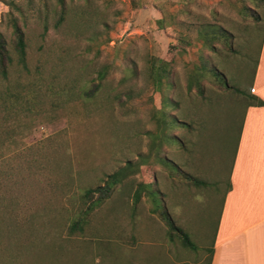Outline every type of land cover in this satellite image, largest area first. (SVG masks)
<instances>
[{"label": "rangeland", "instance_id": "374dc122", "mask_svg": "<svg viewBox=\"0 0 264 264\" xmlns=\"http://www.w3.org/2000/svg\"><path fill=\"white\" fill-rule=\"evenodd\" d=\"M16 1L31 3L33 28L41 9L49 32L42 82L20 87L15 98L0 97V264H197L203 257L206 262L247 103L241 94L249 93L264 39V0H88V6L85 0H63L67 14L59 28L56 0ZM7 11L0 2V19ZM213 28L233 34L232 52L220 42L214 43L215 53L203 48L204 32ZM179 36L189 43L180 44ZM34 39L32 34L31 69L39 56ZM202 54L241 94L206 80L204 98L195 90L189 99L182 95L187 72ZM154 58L173 63L182 108L203 128L171 132L191 141L194 160L176 145L161 146L162 155L188 164L185 170L206 186L170 179L153 157L146 161L161 98L147 78ZM99 82L94 96L85 98L84 91ZM128 166L134 171L88 216L83 235L68 236L84 192ZM142 182L162 192V202L196 250L169 242L146 196L133 207Z\"/></svg>", "mask_w": 264, "mask_h": 264}, {"label": "trees", "instance_id": "16d2710c", "mask_svg": "<svg viewBox=\"0 0 264 264\" xmlns=\"http://www.w3.org/2000/svg\"><path fill=\"white\" fill-rule=\"evenodd\" d=\"M4 4L8 11L1 16L0 19V97L1 99L15 98V91L22 86L34 87L41 83L43 75V52L45 47V41L48 37V24L43 19V13L41 9H37L36 19L40 20V23L36 22V27H32L29 22L31 3L18 2L16 0H0ZM85 5H89V1L85 0ZM58 11L56 12L58 19L54 24L55 28H59L64 22L67 14V10L63 0H56ZM248 12V9H246ZM254 17L255 20H259L258 16L249 14ZM158 26H163L162 21L156 22ZM35 36L38 44L36 52L39 56L36 57L34 68L31 69V35ZM205 43L203 48L209 52H216L214 43L220 42L223 47L229 51H233V34L224 29L213 28V30L204 32ZM203 35V36H204ZM180 44L187 45L188 39L179 36ZM173 63L168 60H162L154 58L147 70V78L149 83L154 87V90L161 95L160 108L153 110V119L156 121V133L151 136L152 144L150 148V154L146 157V161H149L153 157V161L159 162L162 167L165 168L170 179H179L186 184L199 188L201 186L208 185L204 179L199 178L196 175L191 174L185 170L188 164H179L174 160H169L162 155L160 150L161 146H174L180 148L183 154L192 157L197 153L193 150V144L191 141L184 138L172 136L171 132L176 130L188 131L189 133L201 131L202 122H195L182 108L184 104L181 99L179 91V85L172 79L173 75ZM105 77L103 71L99 72L97 79L102 81ZM27 85H22V81L27 80ZM208 80L211 85H215L220 89L226 91L235 92L241 94L238 89L229 85L223 72L217 68L212 60L204 54L199 57L198 64H193V68L187 72V78L185 80L184 95L189 99L193 90L204 98L205 86L204 81ZM100 86V82L95 85L93 89L85 90L84 97L90 99L94 96V93ZM244 96L246 105L248 106H264V103L258 98L253 96L250 92ZM173 96V97H172ZM243 109V110H244ZM171 111V112H170ZM245 113V112H244ZM244 115L242 113L240 119V126L238 129L237 142L241 131ZM162 124L163 126H160ZM205 125V124H204ZM202 128V129H201ZM156 140H159L157 143ZM193 148V149H192ZM236 151V148H235ZM234 151V155H235ZM233 155V158H234ZM193 166L194 162H193ZM174 169V170H173ZM134 171L133 166H128L119 169L118 171L106 176L103 185L97 186L92 189H87L82 197L83 207L80 208L77 217L73 218L67 227V235H83L85 228L88 226L89 215L101 206L111 195L112 191L117 185L125 180L131 172ZM137 171V168L136 170ZM155 180V178H154ZM213 183H218L214 181ZM211 183V185L213 184ZM229 187V183L227 188ZM142 195L147 197L150 204V212L157 215L163 226L166 229V235L171 243L179 244L182 248L189 250H196L195 244L191 241L188 234L172 219L166 200L162 202V192L153 188L152 182H142L137 184V187L133 193V207L136 208L140 204ZM162 202H160V201ZM164 206V207H162ZM161 207V208H160ZM207 261L205 259L201 264H210L212 257V248L207 250ZM200 261V260H199Z\"/></svg>", "mask_w": 264, "mask_h": 264}, {"label": "crops", "instance_id": "0c3cea01", "mask_svg": "<svg viewBox=\"0 0 264 264\" xmlns=\"http://www.w3.org/2000/svg\"><path fill=\"white\" fill-rule=\"evenodd\" d=\"M249 92L264 103V39ZM210 264H264V106L245 108Z\"/></svg>", "mask_w": 264, "mask_h": 264}]
</instances>
